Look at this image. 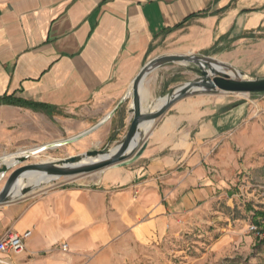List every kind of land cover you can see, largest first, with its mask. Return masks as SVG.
<instances>
[{
    "label": "crops",
    "instance_id": "1",
    "mask_svg": "<svg viewBox=\"0 0 264 264\" xmlns=\"http://www.w3.org/2000/svg\"><path fill=\"white\" fill-rule=\"evenodd\" d=\"M175 52L264 69V0H0V146L12 143L10 129L42 128L41 117L70 131L64 139L87 131L74 140L80 147L114 139L123 126L113 122L122 111L131 119L132 98L104 118L149 60ZM166 65L147 76L144 105L159 106L197 76ZM205 95L174 103L147 133L142 155L104 169L97 182H63L0 205V238L32 231L21 253L0 252V261L135 264L187 220L223 202L230 212L241 194L236 149L257 146L261 135L245 124L249 101L226 106Z\"/></svg>",
    "mask_w": 264,
    "mask_h": 264
},
{
    "label": "rangeland",
    "instance_id": "2",
    "mask_svg": "<svg viewBox=\"0 0 264 264\" xmlns=\"http://www.w3.org/2000/svg\"><path fill=\"white\" fill-rule=\"evenodd\" d=\"M179 64L182 63L173 62L166 66L175 68ZM234 69L244 72L242 77H264V69L260 67H255L249 72L234 66L223 68L230 77H239ZM203 94H206V98H210L218 104H226V106H238L246 101H249L250 106H253L251 115L247 116L248 120L245 124L248 123L250 135H256L257 131L259 132L261 141L257 146L236 149L240 154L238 164L241 172L234 182L240 185L241 194L237 196L235 207L230 212L226 210L223 202L216 210L224 211V213L206 210V213L198 217V221L187 220L185 225H181V230L179 229L176 233L170 231L160 236L154 241L152 249L147 250V255H142L135 264H264V237L259 236L251 228L253 224L264 226L263 216L254 218L257 210H264V93H198V95ZM124 108L126 109V106ZM39 122L42 128L24 129L22 130L23 134L20 132L13 134L15 130L10 129L12 143L8 146H0V157L6 153H15L22 149L40 146V144L43 145L42 143L54 139H64L71 134L70 131L58 128L60 123L53 118L41 117ZM130 122L131 119L126 122V113L122 111L118 114L117 121L114 120L113 126H123V129L116 132L114 139L108 137L102 142H93L86 147H80L75 142H70L30 156L23 162L19 163L17 160L14 165H18L0 181V190L4 188L12 172L25 164L46 162L94 148L107 150L116 146L123 140L122 135L119 136V134L125 132ZM6 158L4 157L2 160L4 163L7 161ZM0 166H2L1 161ZM102 172L103 170L77 176H61L48 182L44 188H36V191L27 196L72 180L73 182L93 184L98 181ZM231 215L235 217L232 219V223L223 219ZM215 216L222 219L214 221ZM255 219H258L260 223H256Z\"/></svg>",
    "mask_w": 264,
    "mask_h": 264
},
{
    "label": "water",
    "instance_id": "3",
    "mask_svg": "<svg viewBox=\"0 0 264 264\" xmlns=\"http://www.w3.org/2000/svg\"><path fill=\"white\" fill-rule=\"evenodd\" d=\"M173 62L184 64L197 72V76L172 88L164 96L160 97L166 99L161 105H156L157 100L152 101L151 104L144 105L142 91L147 76L158 67ZM224 67L230 66L209 56L194 53L175 52L152 58L140 70L125 98L104 118V120L109 118L125 99L132 98L129 108V112L132 114L131 122L123 140L114 147L115 149L113 147L107 150L94 148L46 162L25 164L12 172L6 185L0 190V205L24 198L37 187L33 184L22 186V182L32 172L42 173L46 176L55 175L56 178H59L61 176L88 174L109 167L125 166L134 162L142 155L148 144L146 138L148 131L143 128L145 121H155L174 103L184 97L198 93L242 94L264 92V77H242L244 72L237 69L234 70L239 77H230L223 70ZM86 133L87 131L71 138L46 143L44 150L67 144ZM30 156L29 154L19 156V163L27 160ZM16 165L2 163V166H0V181ZM18 189H20V194L17 193Z\"/></svg>",
    "mask_w": 264,
    "mask_h": 264
},
{
    "label": "bare ground",
    "instance_id": "4",
    "mask_svg": "<svg viewBox=\"0 0 264 264\" xmlns=\"http://www.w3.org/2000/svg\"><path fill=\"white\" fill-rule=\"evenodd\" d=\"M163 99H165V98H159L158 101H160V102L158 105H161L164 102V101H162ZM153 124H154V121H151V120L145 121V123L143 124V128L149 132L151 130ZM44 145L36 146V147L25 149V150H20V151H17L15 153L6 154L5 156L2 157L1 161L3 160L4 157H7L6 158L7 161L5 164L12 165L14 162H16L18 160L19 156L26 155V154L33 156V155H36V154H39V153L45 151ZM2 163H4V162L2 161ZM0 175H1V173H0ZM55 178H56L55 175L46 176V175H43L42 173H35V172L33 173L32 172V173L27 175V178L22 182V186L33 184V185L37 186L36 188H44L48 182L52 181ZM36 188L32 192L36 191ZM17 193L20 194V189L17 190Z\"/></svg>",
    "mask_w": 264,
    "mask_h": 264
},
{
    "label": "built area",
    "instance_id": "5",
    "mask_svg": "<svg viewBox=\"0 0 264 264\" xmlns=\"http://www.w3.org/2000/svg\"><path fill=\"white\" fill-rule=\"evenodd\" d=\"M251 228L259 235L264 237V226L253 224ZM32 231L27 230L20 233L14 229H8L0 238V252L7 254H18L25 249V239L31 235ZM67 247V244L63 245ZM0 264H13L11 261H0Z\"/></svg>",
    "mask_w": 264,
    "mask_h": 264
},
{
    "label": "trees",
    "instance_id": "6",
    "mask_svg": "<svg viewBox=\"0 0 264 264\" xmlns=\"http://www.w3.org/2000/svg\"><path fill=\"white\" fill-rule=\"evenodd\" d=\"M260 216H263L264 217V210H257L255 215H254V218H257V217H260ZM256 223H260V221L258 219H255Z\"/></svg>",
    "mask_w": 264,
    "mask_h": 264
}]
</instances>
